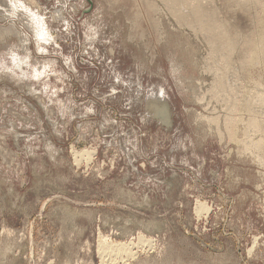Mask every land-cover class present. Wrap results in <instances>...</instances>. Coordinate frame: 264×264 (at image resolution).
<instances>
[{
  "label": "rangeland",
  "instance_id": "1",
  "mask_svg": "<svg viewBox=\"0 0 264 264\" xmlns=\"http://www.w3.org/2000/svg\"><path fill=\"white\" fill-rule=\"evenodd\" d=\"M91 2L0 0V264H264V0Z\"/></svg>",
  "mask_w": 264,
  "mask_h": 264
},
{
  "label": "bare ground",
  "instance_id": "2",
  "mask_svg": "<svg viewBox=\"0 0 264 264\" xmlns=\"http://www.w3.org/2000/svg\"><path fill=\"white\" fill-rule=\"evenodd\" d=\"M195 5V4H194ZM174 12V11H173ZM195 15V14H194ZM182 17V16H181ZM185 19V18H184ZM203 24V23H202ZM205 25V24H204ZM206 29V28H205ZM221 29V28H220ZM216 30V29H215ZM204 33V32H203ZM218 33V32H217ZM213 35V34H212ZM218 35V34H217ZM216 36V35H215ZM219 36V35H218ZM220 39V38H219ZM258 39V38H257ZM217 40V39H216ZM220 41V40H219ZM223 41V40H222ZM230 41V40H229ZM223 43V42H222ZM249 43V42H248ZM256 44V43H255ZM232 45V44H231ZM237 45V44H236ZM250 45V44H249ZM263 45V44H262ZM220 48V47H219ZM253 48H254V46H253ZM234 49V48H233ZM254 50V49H253ZM264 51V50H263ZM223 52V51H222ZM222 55V54H221ZM220 55V56H221ZM253 56V55H252ZM213 57V56H212ZM248 57V56H247ZM241 60V59H240ZM208 63V62H207ZM215 65V64H214ZM264 68V67H263ZM222 72V71H221ZM220 75V74H219ZM227 75V74H226ZM230 78V77H229ZM231 80V79H230ZM260 84V83H259ZM218 87V86H217ZM231 93H232V91H231ZM253 95H255L254 93H253ZM233 96V95H232ZM236 98H238V96L236 97ZM252 100V99H251ZM235 101V100H234ZM250 101V100H249ZM251 107V106H250ZM207 121V120H206ZM250 127V126H249ZM233 131V130H232ZM236 131V130H235ZM235 133V132H234ZM255 145V144H254ZM248 146V145H247ZM90 152V151H89ZM87 153V152H86ZM75 154H78L79 156H81V154H79V153H76L75 152ZM87 154H91L92 155V153L90 152V153H87ZM90 155V156H91ZM83 156V155H82ZM81 156V157H82ZM84 157V156H83ZM89 157V156H88ZM75 158V157H74ZM90 159V158H89ZM78 162V161H77ZM204 205H205V203H203V202H197V204H196V213H198V215H200L199 213L200 212H202V210L204 209L205 211H206V208H204ZM206 207V206H205ZM203 210V211H204ZM204 211V212H205ZM207 211H208V208H207ZM206 213V212H205ZM140 237V236H139ZM141 238H139V240H140ZM143 239V238H142ZM140 241H142V240H140ZM143 241H144V239H143ZM109 247L107 246V244L105 243V242H103V243H101L100 245H99V248H98V250H99V254H100V256H101V259H102V262L103 263H105L104 262V260H103V257H104V255L106 254H108L109 255V251L107 250ZM250 252V251H249ZM130 255V254H129ZM110 259V258H109Z\"/></svg>",
  "mask_w": 264,
  "mask_h": 264
},
{
  "label": "water",
  "instance_id": "3",
  "mask_svg": "<svg viewBox=\"0 0 264 264\" xmlns=\"http://www.w3.org/2000/svg\"><path fill=\"white\" fill-rule=\"evenodd\" d=\"M88 1V3L90 4V5H92V2H91V0H87Z\"/></svg>",
  "mask_w": 264,
  "mask_h": 264
}]
</instances>
